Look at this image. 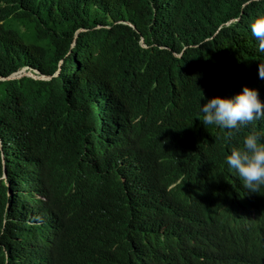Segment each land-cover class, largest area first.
<instances>
[{
  "label": "trees",
  "instance_id": "1",
  "mask_svg": "<svg viewBox=\"0 0 264 264\" xmlns=\"http://www.w3.org/2000/svg\"><path fill=\"white\" fill-rule=\"evenodd\" d=\"M261 12L264 0H0V76L27 61L50 73L63 59L66 69L86 52L89 84L81 95L115 80L117 62L131 56L144 59L129 68L149 95L191 81L201 100L210 77L220 85L227 76L264 95V52L251 33ZM78 27L85 28L77 37L85 49L65 57ZM183 47L181 58L173 54ZM54 81L0 80V153L10 192L6 197L0 181V264H101L112 255L139 264L151 225H130L124 189L111 171L118 165L108 158L116 150L114 123L63 110L48 98ZM156 106L171 102L162 95ZM118 168L134 184L146 180L127 164Z\"/></svg>",
  "mask_w": 264,
  "mask_h": 264
},
{
  "label": "clouds",
  "instance_id": "2",
  "mask_svg": "<svg viewBox=\"0 0 264 264\" xmlns=\"http://www.w3.org/2000/svg\"><path fill=\"white\" fill-rule=\"evenodd\" d=\"M119 22L134 29L129 21ZM82 31L78 27L67 39L65 57L75 48L85 49L77 41ZM251 33L264 52V12L252 21ZM138 43L148 47L143 37ZM184 48L173 54L181 58ZM142 60L131 56L117 62L116 79L95 83L92 95L80 94L89 84L86 52L73 67L64 69L59 59L55 69L44 73L27 61L0 80L55 79L48 97L52 102L67 112L114 123L116 150L109 160L118 167L127 164L146 179L134 184L124 169L111 168L124 189L131 227L151 225L145 247L136 254L139 264H264V95L230 76L220 85L210 77L205 84L211 87L201 100L191 81L169 83L162 93L149 95L129 68ZM162 95L171 106L159 110L156 100ZM0 159V181L8 197L2 152ZM101 264L136 262L112 255Z\"/></svg>",
  "mask_w": 264,
  "mask_h": 264
},
{
  "label": "water",
  "instance_id": "3",
  "mask_svg": "<svg viewBox=\"0 0 264 264\" xmlns=\"http://www.w3.org/2000/svg\"><path fill=\"white\" fill-rule=\"evenodd\" d=\"M13 77V76H12Z\"/></svg>",
  "mask_w": 264,
  "mask_h": 264
}]
</instances>
